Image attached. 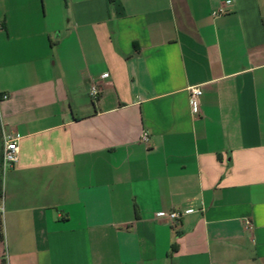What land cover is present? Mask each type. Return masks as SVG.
<instances>
[{"label":"crops","instance_id":"crops-1","mask_svg":"<svg viewBox=\"0 0 264 264\" xmlns=\"http://www.w3.org/2000/svg\"><path fill=\"white\" fill-rule=\"evenodd\" d=\"M1 128L0 264H264V0H0Z\"/></svg>","mask_w":264,"mask_h":264},{"label":"built area","instance_id":"built-area-1","mask_svg":"<svg viewBox=\"0 0 264 264\" xmlns=\"http://www.w3.org/2000/svg\"><path fill=\"white\" fill-rule=\"evenodd\" d=\"M219 13H222V11H219ZM108 77V74L102 75L101 79H106ZM190 93V106L191 111L196 112L198 108L200 107L201 103V96H202V89L199 87H193L189 89ZM100 96V87L96 82H93L90 86L89 90V97L92 101H96ZM8 96H3L2 99L6 100ZM1 139H2V154H1V160H0V174L2 175V178L5 177L6 173L14 168V166L18 162V156H19V146H18V138H16L14 135L4 132V130L1 128L0 131ZM148 136L146 133L142 135V141L147 142ZM3 196L1 197V204H0V221L4 218V206H3ZM156 217L159 219H165L169 221L172 225H176L179 221L181 215L178 212L172 211L169 213H158L156 214ZM246 228L250 229L251 225L249 223H246Z\"/></svg>","mask_w":264,"mask_h":264}]
</instances>
